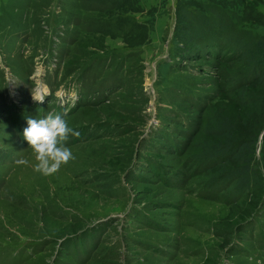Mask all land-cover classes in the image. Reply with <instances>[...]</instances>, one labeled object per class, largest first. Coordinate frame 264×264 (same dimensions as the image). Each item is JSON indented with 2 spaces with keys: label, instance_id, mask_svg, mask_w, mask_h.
<instances>
[{
  "label": "rangeland",
  "instance_id": "1",
  "mask_svg": "<svg viewBox=\"0 0 264 264\" xmlns=\"http://www.w3.org/2000/svg\"><path fill=\"white\" fill-rule=\"evenodd\" d=\"M176 2L0 0V264H264V0L208 54L174 46ZM49 112L80 135L46 176L22 133ZM220 117L256 140L241 195L199 154Z\"/></svg>",
  "mask_w": 264,
  "mask_h": 264
},
{
  "label": "trees",
  "instance_id": "2",
  "mask_svg": "<svg viewBox=\"0 0 264 264\" xmlns=\"http://www.w3.org/2000/svg\"><path fill=\"white\" fill-rule=\"evenodd\" d=\"M182 3L176 2L171 9L174 12V28L171 31V40L176 42V48L191 49L193 46L201 54L212 53L217 49L231 46L235 50H244L247 47L242 39L232 35L224 36L222 40H214L212 29L217 32H223L231 26V17L228 14L239 16L244 13V0H182ZM208 1L207 3H205ZM209 1H214L216 6ZM215 6V7H214ZM211 12L215 17H208L204 13ZM178 32V33H177ZM179 38V39H177ZM172 47V46H171ZM250 66L255 67L257 62L264 58V55H254L250 53ZM259 98H251V102H258ZM232 125L226 117L216 118L211 131L220 140L212 141L202 145L203 150L199 153L205 162L222 161L233 158L236 162L212 172L208 182L210 185L229 187L235 195H241L253 185L255 175L249 168L250 158L247 155L250 152V145L256 140L243 138L235 140L232 133ZM234 140L236 142H234ZM254 142V143H253ZM253 178V179H252Z\"/></svg>",
  "mask_w": 264,
  "mask_h": 264
},
{
  "label": "clouds",
  "instance_id": "3",
  "mask_svg": "<svg viewBox=\"0 0 264 264\" xmlns=\"http://www.w3.org/2000/svg\"><path fill=\"white\" fill-rule=\"evenodd\" d=\"M44 97H34L43 101ZM23 129V139L27 142L35 163L33 170L42 175H52L61 166L74 159L71 148L66 146L69 136L79 137L80 133L69 126L64 114L49 112L43 118H28ZM18 164L28 166L30 161L21 158Z\"/></svg>",
  "mask_w": 264,
  "mask_h": 264
}]
</instances>
